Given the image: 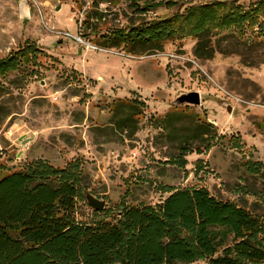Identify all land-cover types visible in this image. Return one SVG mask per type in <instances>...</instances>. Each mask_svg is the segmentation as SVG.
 <instances>
[{"label":"rangeland","instance_id":"obj_1","mask_svg":"<svg viewBox=\"0 0 264 264\" xmlns=\"http://www.w3.org/2000/svg\"><path fill=\"white\" fill-rule=\"evenodd\" d=\"M157 1L144 16L124 0H0V60L38 50L37 61L0 79V178L37 160L57 168L79 160L82 222H114L124 195L131 207L155 205L165 188H207L264 216V32L213 38L210 60L197 58L193 38L132 52L104 41L191 5L257 0ZM190 92L201 106L176 104ZM202 123L211 136L200 135ZM87 194L110 211L95 217Z\"/></svg>","mask_w":264,"mask_h":264},{"label":"trees","instance_id":"obj_2","mask_svg":"<svg viewBox=\"0 0 264 264\" xmlns=\"http://www.w3.org/2000/svg\"><path fill=\"white\" fill-rule=\"evenodd\" d=\"M146 16L162 1L124 0ZM173 5L174 2H165ZM142 22V20H140ZM140 22V23H141ZM112 32L108 47L132 52L160 51L170 40H197L195 55L210 60V41L225 32H264V0L241 6L235 1L191 5L169 19L142 22ZM40 52V51H39ZM38 50L26 46L0 60V79L37 61ZM35 65V64H34ZM212 126L201 124L200 135ZM209 149L210 146H206ZM197 151V150H196ZM181 165L190 153L182 148ZM199 152V151H198ZM201 153V151H200ZM172 164L177 161L171 162ZM252 171V170H251ZM82 163L57 168L44 160L26 164L0 178V264H261L264 262V216L222 201L207 188L174 190L155 205L131 207L121 200L116 221L90 222L76 217L82 196ZM109 209H104L105 212ZM102 212H93L98 217Z\"/></svg>","mask_w":264,"mask_h":264},{"label":"water","instance_id":"obj_3","mask_svg":"<svg viewBox=\"0 0 264 264\" xmlns=\"http://www.w3.org/2000/svg\"><path fill=\"white\" fill-rule=\"evenodd\" d=\"M177 105H191V106H201V95L199 92H190L187 94H183L176 100ZM228 111L231 112V107L228 108ZM29 140L24 141L23 144H27ZM86 200L90 208L96 212L103 211L106 207V202L104 200H100L93 196L92 194L86 195Z\"/></svg>","mask_w":264,"mask_h":264}]
</instances>
